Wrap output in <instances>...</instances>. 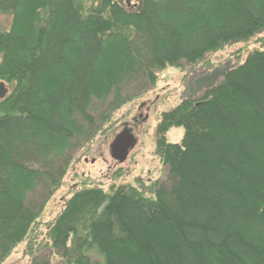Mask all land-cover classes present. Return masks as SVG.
<instances>
[{
  "label": "trees",
  "instance_id": "obj_1",
  "mask_svg": "<svg viewBox=\"0 0 264 264\" xmlns=\"http://www.w3.org/2000/svg\"><path fill=\"white\" fill-rule=\"evenodd\" d=\"M0 13V264L23 241L28 264H264V49L160 114L165 180L80 181L32 236L114 113L162 69L264 31V0H0Z\"/></svg>",
  "mask_w": 264,
  "mask_h": 264
},
{
  "label": "rangeland",
  "instance_id": "obj_2",
  "mask_svg": "<svg viewBox=\"0 0 264 264\" xmlns=\"http://www.w3.org/2000/svg\"><path fill=\"white\" fill-rule=\"evenodd\" d=\"M126 3V0H119ZM140 0H130V6H139ZM11 23V15L0 13V30ZM255 49H264V31L247 41L226 45L222 50L213 52L195 65L182 63L180 67H166L159 71L156 84L142 94L132 98L113 116V122L104 126L95 136L91 146L77 151L71 160L64 179L65 184L47 201L38 218V226L32 233L35 241L45 240L47 223L63 207L69 190L80 186V181L101 185L107 189L115 185L134 183L135 179L165 180L167 170L155 154V127L160 114L177 105L185 97L198 98L203 91L218 82L221 74L228 68L239 64ZM264 75V70H262ZM262 112V110H261ZM129 128L136 138V145L129 151L125 161L119 163L110 156L109 145L113 138L124 128ZM183 128H174L166 133L173 142L180 141ZM75 184V185H74ZM26 242L19 244L1 264H28L30 257L25 255ZM92 258H101L95 251L89 252ZM51 264H63L55 254H49Z\"/></svg>",
  "mask_w": 264,
  "mask_h": 264
},
{
  "label": "water",
  "instance_id": "obj_3",
  "mask_svg": "<svg viewBox=\"0 0 264 264\" xmlns=\"http://www.w3.org/2000/svg\"><path fill=\"white\" fill-rule=\"evenodd\" d=\"M130 0H127L129 3ZM8 93V87L4 81H0V99ZM136 138L129 128L122 129L109 145L110 156L119 163L125 161L129 151L136 145Z\"/></svg>",
  "mask_w": 264,
  "mask_h": 264
}]
</instances>
